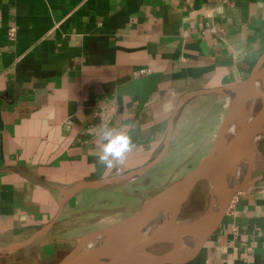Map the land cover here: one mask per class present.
<instances>
[{
    "label": "crops",
    "instance_id": "1",
    "mask_svg": "<svg viewBox=\"0 0 264 264\" xmlns=\"http://www.w3.org/2000/svg\"><path fill=\"white\" fill-rule=\"evenodd\" d=\"M263 52L264 0H0V264L54 263L130 202L131 181L178 180L186 150L199 163L212 146L222 90ZM105 126L134 145L112 168ZM181 264H264V132L220 226Z\"/></svg>",
    "mask_w": 264,
    "mask_h": 264
},
{
    "label": "water",
    "instance_id": "2",
    "mask_svg": "<svg viewBox=\"0 0 264 264\" xmlns=\"http://www.w3.org/2000/svg\"><path fill=\"white\" fill-rule=\"evenodd\" d=\"M259 82H262L261 88L259 95L254 100L253 95ZM222 91L229 97L225 115L215 134L211 148L200 162L186 175L168 184L153 199L145 202L142 209L127 218L83 235L69 252L51 264H134L131 262L134 256H140L147 262L140 264H181L194 257L220 226L232 199L246 184L249 170L239 182L231 184V181H234L233 177L223 183L218 206L204 225L194 226L196 225L195 219L187 222L177 221L175 216L178 207L170 221L167 220L160 224L157 231L155 226L157 224L149 223L148 219L145 220L150 214L147 212L148 207L154 204L159 211L165 213L175 200H184L200 181L206 180L209 183L212 196L211 185L222 182L229 175L239 176L238 173L232 175L231 171L235 167L239 168L240 161L250 150L254 152L256 143L264 132V52L245 80L228 86ZM257 103H259V108L253 113ZM233 113L236 115L234 131L231 132L229 127ZM164 151L165 148L149 165L133 173L110 178L94 185L101 186L120 178L138 175L157 163ZM251 163L252 159L248 163L250 167ZM83 185L77 184L69 192H64L63 196L66 197ZM104 234H107L108 237L100 241ZM192 234H195L197 239L190 240L191 244L188 247L182 244L180 250L186 252L179 256L172 251L173 246L171 250L163 254H155L148 250L150 246L158 242H168L161 241L159 238H183L190 237L189 235Z\"/></svg>",
    "mask_w": 264,
    "mask_h": 264
},
{
    "label": "rangeland",
    "instance_id": "3",
    "mask_svg": "<svg viewBox=\"0 0 264 264\" xmlns=\"http://www.w3.org/2000/svg\"><path fill=\"white\" fill-rule=\"evenodd\" d=\"M259 108V103L253 109V113ZM226 110V109H225ZM200 148H189L186 150L187 160L184 164L177 165L174 169L177 177H183L190 172L197 164L194 163L196 155L200 153ZM197 153V154H196ZM198 156V155H197ZM145 178V177H144ZM174 182L173 179L165 181H153V177H148L147 181L143 179H137L131 181L129 184L128 194L132 195L130 202L126 206H119L113 210H106L103 213L97 215V219L100 220L98 225L108 226L115 221L127 218L132 213L142 209L145 202L150 201L155 197L165 186ZM236 196V195H235ZM129 199V198H128ZM211 201V192L209 190V183L206 180L200 181L189 192L187 197L182 201L177 210L175 219L179 222H187L197 218L203 212H205ZM95 209V208H94ZM148 218H145L147 220ZM172 246L168 242H158L148 248V250L155 254H163L171 250Z\"/></svg>",
    "mask_w": 264,
    "mask_h": 264
},
{
    "label": "bare ground",
    "instance_id": "4",
    "mask_svg": "<svg viewBox=\"0 0 264 264\" xmlns=\"http://www.w3.org/2000/svg\"><path fill=\"white\" fill-rule=\"evenodd\" d=\"M262 82H259L257 85H256V88H255V92H254V95H253V99L255 100L256 99V96L259 95V90H260V86H261ZM251 105V104H250ZM249 112H250V109H249ZM235 113H233V116H232V120H231V123H230V131H234V124H235ZM253 153V154H252ZM253 155H254V152L253 151H249L243 158L242 160L240 161L239 163V168H234L232 171H231V174L234 175L235 173H238L239 176H231L229 175L228 177H225V180H223L222 182H219V183H216V184H213L211 185L210 188H212V196H211V201H210V204L207 208V210L205 212H203L201 215H199L197 218H195V223L196 225L194 226H199V225H204L207 220L209 219V217L211 216V214L215 211V209L217 208L218 206V201H219V198H220V194H221V191H222V188H223V183H226L227 181H229V179H233L234 177V181H231V184H235L236 182H239L246 174L247 170H249L250 166H249V162L251 161V159L253 160ZM237 166V167H238ZM183 199H177L175 200L171 206L167 209V211L164 213L162 211H159V209L157 208L156 205L154 204H151L149 207H148V210L147 212H150V214L148 215V221L149 223H155L157 225L156 226V230L158 231V227L160 224H163L165 223L167 220L170 221L171 219V216L175 213V210H177V208L181 205V201ZM155 232V231H154ZM190 237H183V238H159V240L161 241H168L169 245L170 246H173L172 248V251L175 252V255L177 254L178 256L185 253L186 251H182L180 250V246L182 244H185L187 247L191 244V241L190 240H196V236L195 234H192V235H189ZM106 237H108L107 234H104L102 238H100V241H102V239H106ZM182 240V241H180ZM131 262H133L134 264H140V263H144L145 260L143 258H141L140 256H134L132 259H131ZM147 263V262H145Z\"/></svg>",
    "mask_w": 264,
    "mask_h": 264
},
{
    "label": "clouds",
    "instance_id": "5",
    "mask_svg": "<svg viewBox=\"0 0 264 264\" xmlns=\"http://www.w3.org/2000/svg\"><path fill=\"white\" fill-rule=\"evenodd\" d=\"M101 139L106 142L101 146L99 161L109 168L114 167L117 163H123L126 154L134 147L129 135L107 126L103 128Z\"/></svg>",
    "mask_w": 264,
    "mask_h": 264
},
{
    "label": "built area",
    "instance_id": "6",
    "mask_svg": "<svg viewBox=\"0 0 264 264\" xmlns=\"http://www.w3.org/2000/svg\"><path fill=\"white\" fill-rule=\"evenodd\" d=\"M8 35H9V36H13V35H14V28H11V29L9 30ZM143 71H144V70H143ZM143 71H142V72H143ZM233 199H234V198H233ZM233 199H232V200H233ZM231 202H232V201H231ZM230 204H231V203H230ZM229 206H230V205H229Z\"/></svg>",
    "mask_w": 264,
    "mask_h": 264
}]
</instances>
